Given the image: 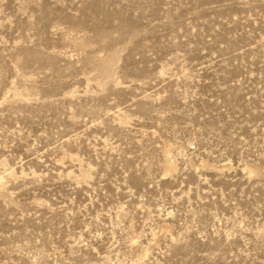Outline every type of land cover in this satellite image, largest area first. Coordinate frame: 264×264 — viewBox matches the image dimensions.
Listing matches in <instances>:
<instances>
[{
    "label": "rangeland",
    "instance_id": "rangeland-1",
    "mask_svg": "<svg viewBox=\"0 0 264 264\" xmlns=\"http://www.w3.org/2000/svg\"><path fill=\"white\" fill-rule=\"evenodd\" d=\"M0 264H264V0H0Z\"/></svg>",
    "mask_w": 264,
    "mask_h": 264
}]
</instances>
